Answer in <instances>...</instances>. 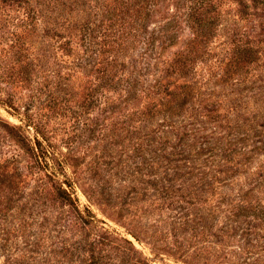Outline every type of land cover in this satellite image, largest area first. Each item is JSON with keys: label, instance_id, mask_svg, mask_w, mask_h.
I'll use <instances>...</instances> for the list:
<instances>
[{"label": "rangeland", "instance_id": "rangeland-1", "mask_svg": "<svg viewBox=\"0 0 264 264\" xmlns=\"http://www.w3.org/2000/svg\"><path fill=\"white\" fill-rule=\"evenodd\" d=\"M0 264H264V0H0Z\"/></svg>", "mask_w": 264, "mask_h": 264}, {"label": "trees", "instance_id": "trees-1", "mask_svg": "<svg viewBox=\"0 0 264 264\" xmlns=\"http://www.w3.org/2000/svg\"><path fill=\"white\" fill-rule=\"evenodd\" d=\"M251 50H249V51H247L248 52V54H250L251 52H250ZM63 193L67 196L66 197V201L71 205H75V202H74V199L72 198V194L71 193H69V192H67V190H63Z\"/></svg>", "mask_w": 264, "mask_h": 264}]
</instances>
